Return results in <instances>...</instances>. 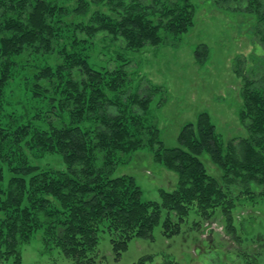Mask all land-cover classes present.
Returning a JSON list of instances; mask_svg holds the SVG:
<instances>
[{
	"label": "trees",
	"instance_id": "16d2710c",
	"mask_svg": "<svg viewBox=\"0 0 264 264\" xmlns=\"http://www.w3.org/2000/svg\"><path fill=\"white\" fill-rule=\"evenodd\" d=\"M263 5L248 0L247 7L262 25ZM194 16L191 0H0V162L9 172L0 184V264H23L21 247L40 228L72 264H95L101 232L120 255L129 240L150 235L162 211L169 236L191 211L207 221L220 209L226 233L240 244L233 209L264 193V76L257 87V79L242 74L238 116L245 136L224 141L201 112L181 127L178 145L167 147L150 115L160 87H149V94L132 90L126 67L128 51L169 44L193 26ZM99 31L111 35L103 48L106 65L91 62L84 47ZM54 51L64 57L57 63L50 62ZM20 73L35 104L18 117L7 89H14L9 84ZM141 148L177 174L176 187L160 188L159 200H143L133 176H113L115 166ZM205 153L220 169L218 178L202 162ZM42 155L61 163L33 160ZM4 172L0 163V181ZM261 255L239 247L230 261L264 264ZM152 260L146 255L133 264ZM161 264L179 262L163 255Z\"/></svg>",
	"mask_w": 264,
	"mask_h": 264
},
{
	"label": "rangeland",
	"instance_id": "374dc122",
	"mask_svg": "<svg viewBox=\"0 0 264 264\" xmlns=\"http://www.w3.org/2000/svg\"><path fill=\"white\" fill-rule=\"evenodd\" d=\"M191 1L195 5L194 24L187 32L169 40V44L147 45L126 54L132 58L126 66L132 90L149 94V87H160L152 95L150 115L154 117L160 138L167 147L178 145L181 127L187 122H195L201 112L208 113L224 141L245 136V127L238 116L242 103V76L257 79V87L263 84L264 33L259 32L258 25L262 30L264 25L258 24L255 12L247 8L248 0L229 1L222 6L214 0ZM91 11L92 7L85 14L84 21L90 18ZM110 37L109 33L99 31L95 41L84 44L91 62L107 64L103 48L110 43ZM118 42V46L122 44ZM195 50L199 51L200 60ZM49 56H52L50 62L54 63L63 57L57 51ZM23 73L9 84L14 89H7L10 108L15 109L18 117L24 115L26 107L31 109L35 104L31 92L23 89L24 80L19 79ZM51 119L56 120L53 114ZM45 156L33 160L43 164ZM200 158L207 171L218 178L221 171L209 155L205 153ZM45 160L55 166L61 163L56 156L48 155ZM0 163L5 170L0 184L5 185L9 172L5 162ZM121 174L134 177L143 200H159L160 188L172 190L177 184L176 172L154 161L148 148L135 151L125 163L116 165L113 176ZM165 215L166 211H162L160 221L150 235L129 240L120 255L116 254L110 235L101 232L94 254L95 264H133L146 255L153 257L149 264H161L163 255L173 256L179 264H232L230 260L239 247L259 250L261 259H264V193L255 203L237 204L233 209V225L235 233L240 236V244L226 233V220L220 209L207 221L191 211L181 222L180 231L169 236L162 228ZM170 215L176 221L174 214ZM210 232L213 239L207 244L205 236ZM44 233L40 228L23 243L22 263L72 264L53 241L45 240Z\"/></svg>",
	"mask_w": 264,
	"mask_h": 264
},
{
	"label": "water",
	"instance_id": "95a60500",
	"mask_svg": "<svg viewBox=\"0 0 264 264\" xmlns=\"http://www.w3.org/2000/svg\"><path fill=\"white\" fill-rule=\"evenodd\" d=\"M212 235L211 234H209V235H207L206 236V239L211 243L212 242Z\"/></svg>",
	"mask_w": 264,
	"mask_h": 264
}]
</instances>
